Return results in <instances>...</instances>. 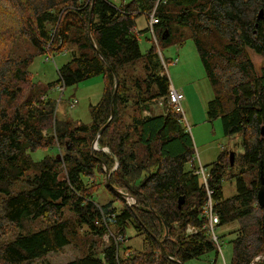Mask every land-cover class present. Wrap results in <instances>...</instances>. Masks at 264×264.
<instances>
[{
  "label": "trees",
  "instance_id": "trees-1",
  "mask_svg": "<svg viewBox=\"0 0 264 264\" xmlns=\"http://www.w3.org/2000/svg\"><path fill=\"white\" fill-rule=\"evenodd\" d=\"M167 6L183 8L177 15L179 24L193 31L216 91V97L209 103L210 117L222 118L226 135L251 129L254 134L250 141L245 139L242 161L246 170L264 169V136L261 134L264 64L260 72L253 74V62L245 52L249 47L264 58V18L257 19L264 0H131L121 5L108 0H0V23L6 16L14 17L17 22L16 29L2 36L0 42L10 41L21 29L35 49L24 58L3 55L0 62V232L5 231L6 224L22 227L29 219L42 218L49 223L45 228L20 234L2 244L0 264H33L34 260L61 250L71 244L77 233L75 225L83 230L87 226L105 247L92 253L94 246L90 244L87 254L64 264H180L161 253L160 242L170 257L183 262L216 249L209 229L204 227L208 221L205 216L208 188L213 191L220 224L256 212L253 202L258 188H255V180L250 184L246 182L242 169L237 175L238 194L232 199L224 197L223 179L230 178L228 166H232L230 153L229 158L226 152L219 155L212 170L206 172L207 183L201 174L195 173L198 168L185 169L186 163H195L194 140L183 123V114L172 112L174 108L168 104L171 82L162 70L156 45L147 55V76L144 80L136 78L139 92H134L127 84L129 78L134 77L130 76L127 66L143 57L142 31L135 29L137 17L145 14L149 25V14L155 10L158 41L170 38ZM1 27L0 31H5ZM89 27L102 55L91 43ZM166 31L169 34L164 38ZM200 31L217 33L229 41L224 47L229 54L227 67L236 69L245 78L231 88L233 107L230 110L226 108V97L219 86L218 67L213 57L209 58L216 47L212 42L209 46L203 44L198 35ZM72 41L78 42L79 48L73 47L71 60L58 68L60 80L49 87L77 85L103 75L104 92L101 100L92 104L90 124H74L73 120L59 121L55 117L54 128L51 115H55L56 101L50 98L49 89L32 81L27 66L36 54L68 51ZM116 77L119 85L111 118ZM23 91L31 93L29 100L38 102V108L31 109L32 114L23 116L18 109L8 113L1 107L3 97L16 99ZM157 98V104L161 98L165 100L163 106L167 109L163 114L151 110V103ZM44 107L46 110L41 109ZM145 110L150 114L145 115ZM36 111L40 112L42 122L34 119ZM125 118L130 120L127 124L123 122L125 131L118 132L115 142H107L105 136L110 126ZM109 120L98 139L97 150H93L99 130ZM52 146L59 147L58 156H45L39 161L32 159L31 152ZM106 166L111 174L112 187L108 181L107 185L113 200L99 203L95 201V191L104 184L100 178L105 176L107 180ZM20 185L24 187L18 189ZM118 189L132 195L136 204L128 205V197ZM181 196L185 200L179 206ZM118 199L122 200L120 205L116 204ZM260 209L263 213L254 221L258 227L256 241L249 238L242 243L237 241L233 264H253L255 257L264 253V207ZM132 221L146 236L144 250L127 246L128 238L119 247L114 238L105 241L108 229L115 234H127ZM188 224L203 226V230L188 235ZM255 264H264V259Z\"/></svg>",
  "mask_w": 264,
  "mask_h": 264
},
{
  "label": "rangeland",
  "instance_id": "rangeland-1",
  "mask_svg": "<svg viewBox=\"0 0 264 264\" xmlns=\"http://www.w3.org/2000/svg\"><path fill=\"white\" fill-rule=\"evenodd\" d=\"M108 1L116 5H121L122 3L130 2L131 0ZM165 9L167 15L166 20L169 21L171 26V37L162 40L159 38L158 42L153 40L152 32L150 29H147V16L141 14L137 17V27L139 31H142L140 35V47L143 57L137 62L127 66V69L130 71V76H134L132 79L129 78L130 80L127 84L133 88L134 92H139V87L135 85L136 78L144 80L147 76L145 67V63L148 61L147 55L152 47L156 45L159 56V50H161L162 56L166 61L165 67L162 63V70L165 71L169 80H171V83L176 85V88L182 91L185 95V99L182 102L184 109V113H182L183 123L184 125H189V130L194 140V157H196L195 163H186L185 169L192 170L194 168H200V164H202L205 167L206 172L209 173L213 168L214 162L217 161L221 153L226 152L228 154L227 158H229V152H236L238 156L234 153V159H236V164L233 168L234 171L232 168H228L230 175H233L234 172L241 171L242 169L244 173L247 171V174L243 175L244 178L256 181L257 168L253 167L246 170V166H244L242 161V154L244 151L242 144L238 143L239 138L242 139V136L226 135L222 118L216 117L212 119L209 115V103L216 97V91L212 86L213 84L210 80V76H208V72L203 64L194 40L192 29L189 26H181L179 24L177 15L184 9L174 6H167ZM0 25H2L1 28L5 30L0 31L1 41L2 36H6V34L16 29L17 22H15L14 17L6 16L3 19V23H0ZM168 34L169 32L166 31L165 35ZM198 35L200 36L201 41H203V44L209 46L212 42L216 47V49H214L215 52L209 58L213 57V61H215L218 67L219 72H217V78L219 86L226 97V108L227 110H230V108L233 107V94L231 88L238 82L244 81L245 78L236 69L232 70L227 67L229 54L224 48L226 43L229 42L227 39L224 37L220 38L221 36L219 37L217 33L214 32L205 33L200 31ZM3 41V43L0 42V62L2 61L1 59L3 55L24 58L29 52L33 53L35 51L28 38L23 32H21V29L20 34L15 35L10 41H6L5 39H3ZM77 44L78 42L76 41L70 42L68 44V51L53 53V57L51 56V60L49 61L46 60L47 55L36 54L28 64L27 70L32 77V81L49 89L48 93L50 98L56 101L55 104H59L57 111L59 121L73 120L74 124L75 122L76 124H90L92 120L90 112L92 104L99 102L104 92L105 83L102 76H94L77 85L65 86L64 91L57 87L54 89L49 87V85H54L52 83L57 84L58 80H60L58 68H61L71 60V56L74 55L73 47L77 46L79 48ZM245 52L253 62V74L260 72L264 64L263 56L258 55L249 47L245 48ZM52 58H54V60ZM177 58L179 61L175 63L174 60ZM155 69L157 70L158 68ZM253 74L251 73V75ZM248 79L249 76L246 77V80ZM143 83H145V81H143ZM221 85H223V87ZM29 99H31V93L23 91L17 95L16 99L3 97L1 107L6 108L8 113H12L15 109H18L23 116H28L29 114H32L31 109L38 108V102L36 104ZM158 99L159 98L151 103V110L154 113L163 114L167 108L157 104ZM41 109L46 110V107ZM171 110L172 112H176L175 109ZM51 118L53 127L55 128V115L52 114ZM34 119H39L38 121L41 122L43 121L40 112L37 111L34 112ZM129 121L128 118H125L124 120L122 119L112 124L106 133V141L112 143L115 142L114 138L118 136V132H124L126 129L124 123L127 124ZM253 134L254 133L251 129H247L245 131V139L250 141ZM96 144L98 143H93V150H95L97 146ZM107 151H109V149ZM59 154L60 150L58 146L39 148L36 151L31 152L34 161H39L45 156H58ZM139 155L141 156L140 153ZM32 173H35V171H32ZM99 181H102L107 187L104 184L99 186L95 191V201L104 203L113 200V194L108 189L106 177L103 176ZM222 186L223 194L226 199H232L238 194L235 179L231 177L225 179ZM23 187L24 185H20L18 189H22ZM16 191L17 190L14 189V192ZM260 198H264L263 192L261 193ZM1 201L2 197L0 196V205L2 203ZM180 201H183V198H181ZM120 202H122V200L118 199L116 204L120 205ZM260 207L264 206L259 205V207H257V210L259 208L258 212L256 210V212L249 213L250 215H246L240 219L229 221L227 223H221L216 226V233L219 236V245L222 247L227 264H233L234 262L235 246L237 244L236 239L241 237L238 236L240 235V230L242 231V229L245 228L247 229V233L252 230V233L247 236L251 241H256L258 227L255 226L254 221L258 215L263 213ZM67 213L69 214L70 212ZM256 213L257 216L254 217ZM71 219H74V217ZM48 225L49 223L42 218L29 219L25 221L22 227L6 224L5 231L0 232V246L14 240L20 234L35 232ZM132 225V227H129L126 230V236L128 238L126 245L137 251H142L147 246L146 236L138 231L134 222ZM75 227L77 233L72 237L71 244L57 252L49 253L43 258L34 260L33 264H64L87 254V247L90 244L94 246L91 249L92 253L104 249L105 244L102 243L97 234L91 232L87 226L83 227L85 230L78 228L77 225H75ZM236 236L238 237L236 238ZM98 256L103 258L101 254H98ZM184 264H224V260L222 255L218 252V244L216 243V249L209 250L198 258L188 259Z\"/></svg>",
  "mask_w": 264,
  "mask_h": 264
},
{
  "label": "built area",
  "instance_id": "built-area-1",
  "mask_svg": "<svg viewBox=\"0 0 264 264\" xmlns=\"http://www.w3.org/2000/svg\"><path fill=\"white\" fill-rule=\"evenodd\" d=\"M90 1V0H89ZM158 23V19L156 18L155 15V10L152 11L149 14V29L152 32L153 38L156 42H158V37L156 35V31H155V25ZM136 29V28H135ZM51 56L53 57V54H49L46 56V60L49 61L51 60ZM160 56H161V60L163 63V66L165 67L166 65V61L164 59V57L162 56L161 52H160ZM54 60V58H52ZM179 61V59H175L174 62L177 63ZM59 89H61L62 91H64L65 89V85L61 84L58 86ZM185 99V95L182 91L178 90L172 83H170L169 85V94H168V104L172 105V107L181 113H184V109H183V105L182 102ZM165 100L163 98L160 99L159 101V105H164ZM145 113L147 115L150 114L149 111H145ZM188 131L189 130V125H188ZM199 156V155H198ZM195 161H196V157H195ZM196 174H201L203 177V180L205 183H207V174L205 171V168L202 164H200V168H198L195 171ZM208 187V185H207ZM213 191L211 189L208 188V200L205 206V216L207 217V223H205L204 227H207L209 229L210 232V236L212 238V240L218 244V252L222 255L223 260H224V264H227L226 259L224 257L223 251H222V247L219 245V236L216 233V226L218 224H220L221 222V218L220 215L215 211V207H214V201H213V196H212ZM128 205L132 206L134 204H136V199L132 196V197H128ZM203 229V226H196V225H192V224H188L187 228H186V233L188 235H195L198 234L201 230ZM127 234L124 233H120V234H115V232H113L111 229H108L107 233L104 234V239L105 241L110 240V238H114L115 242L118 243V247L120 245V243L125 242V239L127 238L126 236ZM118 250H120V248H117Z\"/></svg>",
  "mask_w": 264,
  "mask_h": 264
},
{
  "label": "water",
  "instance_id": "water-1",
  "mask_svg": "<svg viewBox=\"0 0 264 264\" xmlns=\"http://www.w3.org/2000/svg\"><path fill=\"white\" fill-rule=\"evenodd\" d=\"M90 14L92 15V11H91ZM263 18H264V8H261V9L259 10V13H258L257 19H258V21H259V20H261V19H263ZM89 22H91V16H90ZM256 26H258V23H256ZM89 37H90L91 43H92L93 46L97 49L98 53H99L100 55H102L101 51L97 48V46H96V44H95V40H94V38H93L92 35H91L90 27H89ZM167 37H168V35H166L164 38H167ZM118 85H119V80H118V77H116L115 91H114V94H113V97H112V116H111V118L114 116V107H113V103H114V99H115L116 94H117ZM110 120H111V119H110ZM110 120H109V121H108V122H107V123H106V124L100 129V130H99L98 135H97V137H96V139L94 140L93 143H98V139H99V137H100L101 134L104 132V130L108 127V125H109V123H110ZM261 134H262V136H264V125L261 127ZM92 149H94L93 144H92ZM95 150H96V148H95ZM230 154H231V162L233 163V162H234V152H233V153L230 152ZM105 170H106V173H107V181H108V184L111 185V187H112V184H111V181H110V176H111V174H110V171H109V169L107 168V166L105 167ZM260 179H261L262 185H261V188H260L259 193H258V194H259L258 200H259V204H260L261 206H264V198H260L261 193L263 192V194H264V169H263V168H262V170H261ZM113 188H115V187L113 186ZM118 191H119L122 195H124L125 197H132V195H130V194L127 193V192L122 191L121 189H118ZM181 198H183V201H180ZM184 200H185V197H184V196H181V197L179 198V203H178L179 206H181V204H182V202H184ZM160 247H161V253H162L165 257H167V258H169V259H172V260H174V261L177 262V263L184 264V262H183L182 260L177 259V258H172V257H170V256L167 254V252H166V250H165V248H164L162 242H160ZM258 259H259V258L255 259V261L258 260ZM252 263H253V262H252Z\"/></svg>",
  "mask_w": 264,
  "mask_h": 264
},
{
  "label": "flooded vegetation",
  "instance_id": "flooded-vegetation-1",
  "mask_svg": "<svg viewBox=\"0 0 264 264\" xmlns=\"http://www.w3.org/2000/svg\"><path fill=\"white\" fill-rule=\"evenodd\" d=\"M233 135H241L242 136V139L241 138H239V141H238V143H241L242 144V147H243V151H244V153H245V147H244V142H245V138H246V136H245V132H240V133H236V134H233ZM237 142V141H236ZM230 153V152H229ZM235 154H236V152H234ZM243 155V154H242ZM236 156H238L237 154H236ZM234 163H235V160H234V162L232 163V166L230 167V165L231 164H229V166H228V168H232V170H233V165H234ZM261 168H259L258 170H257V172H256V176H257V180L255 181V188H258V189H256L257 190V196H255L257 199H255L254 200V202H253V207H254V209H256L260 204H259V200H258V193H259V190H260V188H261V185H262V182H261V179H260V175H261ZM238 173H239V171L238 172H234V174L233 175H230L229 174V176L231 177V178H233V179H235V182H236V184H237V175H238ZM243 175H245V173H243ZM227 178H229V177H226V178H224L223 179V181L225 180V179H227ZM252 181H253V179H250V180H248V179H246V182H248L249 184L250 183H252ZM252 233V230L249 232V233H247V229H242V231L240 230V235H238V236H241L240 238H238V239H236V241H239V243H242V242H244V241H247L248 240V236L250 235ZM248 235V236H247ZM238 236H236V238L238 237ZM257 258H259L258 260H256V261H260V260H262V259H264V253H262V254H260V255H257L256 257H255V259H257ZM255 260H254V263L253 264H255V262H256Z\"/></svg>",
  "mask_w": 264,
  "mask_h": 264
},
{
  "label": "crops",
  "instance_id": "crops-1",
  "mask_svg": "<svg viewBox=\"0 0 264 264\" xmlns=\"http://www.w3.org/2000/svg\"><path fill=\"white\" fill-rule=\"evenodd\" d=\"M136 30L137 31H139V29H138V27H137V24H136ZM159 52H161V50H159ZM161 54H162V52H161ZM161 57V56H160ZM162 74H164V71H162ZM100 76H102V78H103V75H100ZM104 79V78H103ZM85 81V80H84ZM83 82V81H82ZM170 82H171V80H170ZM175 87H176V85H174ZM179 88V87H178ZM59 104H57V106H56V111H55V117L58 119V117H57V111H58V106ZM160 106H163V105H160ZM145 111H148V110H145ZM145 111H144V114L145 115H147L146 113H145ZM99 144V143H98ZM97 150V149H96Z\"/></svg>",
  "mask_w": 264,
  "mask_h": 264
},
{
  "label": "bare ground",
  "instance_id": "bare-ground-1",
  "mask_svg": "<svg viewBox=\"0 0 264 264\" xmlns=\"http://www.w3.org/2000/svg\"><path fill=\"white\" fill-rule=\"evenodd\" d=\"M39 120V119H38ZM96 145H98V144H96ZM107 150V149H106ZM103 221V220H102ZM203 230V229H202Z\"/></svg>",
  "mask_w": 264,
  "mask_h": 264
}]
</instances>
